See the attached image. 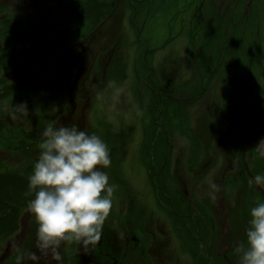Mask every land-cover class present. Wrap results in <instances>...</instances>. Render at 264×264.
Here are the masks:
<instances>
[{"label":"rangeland","instance_id":"obj_1","mask_svg":"<svg viewBox=\"0 0 264 264\" xmlns=\"http://www.w3.org/2000/svg\"><path fill=\"white\" fill-rule=\"evenodd\" d=\"M81 1L4 0L0 19L44 13L55 21L67 20ZM107 1L113 6L101 23L69 39L46 64L19 59L18 76L6 82L0 77V88L20 85L31 74L63 78L68 94L64 109L52 105L51 112L59 113L53 124L76 125L108 146L111 163L98 167L114 188L105 221L114 224L109 217L115 210H122L127 221L120 228L124 235L107 232L120 243L123 264H239L236 249L247 247L246 218L252 219L250 210L264 203V186L253 179L264 176V146L258 144L264 139V0ZM250 59L254 72L243 79L239 75ZM93 77H101V84H93V94L86 93ZM159 93L165 94L161 98ZM13 105H0L3 127L24 125L38 131L32 109L24 114ZM250 123L257 133L254 142ZM32 151L0 148V158L7 168L26 164L27 169L40 155ZM249 170L256 171L253 177L246 174ZM210 182L219 188L214 202L208 195ZM170 197L201 229L190 230L191 223L178 221ZM132 219L137 228L130 225ZM179 223L188 228L187 234L175 232ZM146 224L157 225L167 237L157 241V253L153 240L148 242L152 227ZM196 231L211 255L191 239ZM17 232L0 242V257ZM24 239L25 251L9 264H17L18 256L20 264H29L35 242L32 235Z\"/></svg>","mask_w":264,"mask_h":264},{"label":"clouds","instance_id":"obj_2","mask_svg":"<svg viewBox=\"0 0 264 264\" xmlns=\"http://www.w3.org/2000/svg\"><path fill=\"white\" fill-rule=\"evenodd\" d=\"M15 107L26 114V103ZM41 135L40 155L28 177L29 191L35 196L28 201L27 210L38 225L37 248L41 254H51L52 259L60 261L62 241L75 240L87 248L100 240L101 228L112 208L114 188L108 174L98 166L107 168L111 161L106 143L76 125L48 124ZM258 144L264 146V139ZM253 179L264 186V176ZM210 189L208 195L214 202L219 188L210 182ZM250 212L247 247L241 244L236 249L239 264H264V203H258ZM30 258L38 259L35 253ZM21 259L17 257V264Z\"/></svg>","mask_w":264,"mask_h":264},{"label":"trees","instance_id":"obj_3","mask_svg":"<svg viewBox=\"0 0 264 264\" xmlns=\"http://www.w3.org/2000/svg\"><path fill=\"white\" fill-rule=\"evenodd\" d=\"M112 6L113 3L107 0H84L72 8L74 16L58 21L44 13L30 17L9 15L1 18L0 74L2 69L10 68L22 58L27 61L33 60L35 65L39 62L46 64L55 50L66 45L69 39L82 37L83 30H91L92 26L101 23ZM254 67L255 64L251 59L244 61V69L250 75L253 74ZM31 75L30 81L25 82L26 85L24 82L21 83L22 85H4L5 89H0V105L12 101L16 109V104L26 103V109H32L37 127L43 131L47 126L44 121H51L55 127L53 122L56 121L59 113L51 112L52 105L57 104L59 110L64 109L62 107L66 95L65 83L60 82L59 79L52 82L50 77L43 75L41 77ZM1 77L2 81L6 82L5 77ZM51 90L54 95L56 94V98L48 96ZM172 101L169 100L171 103ZM1 109L0 106V113ZM41 134L42 132L26 130L24 125L7 130L0 120V148L14 151L23 148L26 151L28 147V150L33 149L32 152H40L38 145L43 139ZM25 165L7 168L0 158V242L17 229L20 216L27 209L28 201L35 196L34 191L30 193L28 188V177L32 174L34 166L30 165L25 169ZM262 165L263 163H260V166Z\"/></svg>","mask_w":264,"mask_h":264},{"label":"flooded vegetation","instance_id":"obj_4","mask_svg":"<svg viewBox=\"0 0 264 264\" xmlns=\"http://www.w3.org/2000/svg\"><path fill=\"white\" fill-rule=\"evenodd\" d=\"M66 122L68 123V120ZM173 201L175 202L176 200L173 199ZM174 208L175 206L173 205V209ZM112 213H114V215L113 217L110 216L109 219L113 218L114 224L109 226L107 222L105 221V224H103L101 228L100 240L97 241L94 245L90 244L88 245L87 248H85L82 242H78L75 240L62 241L58 249L60 256H61L60 261H56L52 259L51 254L49 255L41 254L40 250L36 246V230H37L38 225L36 224L35 217H31L30 214H27L23 217L24 226L22 229V235H20V237H17L16 242L13 245H8L6 252L2 256V261L0 262V264H9L10 259L13 260V258L16 255H19V252H21L22 254L25 251L22 242L25 240L24 238L28 235L30 236L32 235L34 242H35L34 247L30 250L31 252L29 253V256H28V258L30 259V261L28 262L29 264H61V262L64 264H123L122 256L120 253L118 254V250L120 249V243L119 245H117L118 242L116 243V236L115 235L112 236L111 234L107 232L114 231L113 233H115L116 235H120V236L124 235V233H121L120 228L123 223L124 225L127 224V221H125V219L122 218V210H118V211L115 210V211H112ZM178 214L180 215V213ZM122 219H124L123 222H122ZM180 224L181 223H179V225ZM130 225L134 226L135 228H137L138 226L137 222H135L134 219H132ZM153 225L154 224L152 225L146 224L148 228L152 227L150 228L151 231L147 233L149 235L148 242L151 243V241L153 240V245L155 244L156 246L157 241L161 240V242H165V239H167V237L165 236L163 230L161 229L159 230V228H157V225H160L158 222H157V225H155L156 229L158 230H156V234L153 233V230L155 228V226ZM125 235H126V232H125ZM137 235L138 234H136V236ZM134 239H135L136 245L140 243V238L134 237ZM160 244H159V247H160ZM150 246L151 245L146 246L147 253L151 252V250H149ZM17 250L18 252L12 255L13 252ZM157 250L158 248L156 246V250H155L156 253H157ZM26 253L27 252H25V254ZM31 253H35L38 259L32 260L30 258Z\"/></svg>","mask_w":264,"mask_h":264},{"label":"water","instance_id":"obj_5","mask_svg":"<svg viewBox=\"0 0 264 264\" xmlns=\"http://www.w3.org/2000/svg\"><path fill=\"white\" fill-rule=\"evenodd\" d=\"M251 129L253 130V125L251 126Z\"/></svg>","mask_w":264,"mask_h":264}]
</instances>
